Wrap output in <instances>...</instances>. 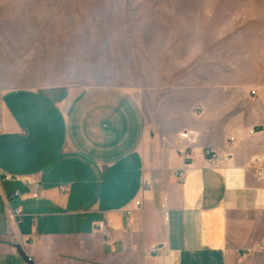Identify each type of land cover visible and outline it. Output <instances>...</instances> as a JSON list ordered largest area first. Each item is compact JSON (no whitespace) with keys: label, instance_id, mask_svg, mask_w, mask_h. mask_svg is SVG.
Segmentation results:
<instances>
[{"label":"crops","instance_id":"1","mask_svg":"<svg viewBox=\"0 0 264 264\" xmlns=\"http://www.w3.org/2000/svg\"><path fill=\"white\" fill-rule=\"evenodd\" d=\"M71 36L53 35L57 46L33 62L40 73L75 72ZM63 80L0 90V264H264V166L260 177L250 166L264 153V86L246 96L260 106L242 112L233 85L217 84L216 110L197 114L201 87L144 100ZM180 146L191 152L185 169ZM206 150L232 158L212 169ZM5 174L35 178L40 197Z\"/></svg>","mask_w":264,"mask_h":264},{"label":"rangeland","instance_id":"2","mask_svg":"<svg viewBox=\"0 0 264 264\" xmlns=\"http://www.w3.org/2000/svg\"><path fill=\"white\" fill-rule=\"evenodd\" d=\"M59 29L73 35L75 72L40 73ZM61 80L144 100L201 87L197 114L228 82L234 111L257 109L246 96L264 86V0H0V90Z\"/></svg>","mask_w":264,"mask_h":264},{"label":"built area","instance_id":"3","mask_svg":"<svg viewBox=\"0 0 264 264\" xmlns=\"http://www.w3.org/2000/svg\"><path fill=\"white\" fill-rule=\"evenodd\" d=\"M250 94L252 96L255 95V91H251ZM193 132L191 131H183L179 134V139L181 141H190L191 137L193 136ZM249 134H254V131H250ZM235 139L231 137L228 141V147H232L234 144ZM177 155L179 159L183 161V168H188L191 165V152L189 151V148L187 146H180L177 150ZM232 158V153L228 152L224 157L219 156L216 152L212 150H206L204 152V159L205 163L209 168L212 169H218L221 168L225 165V163ZM250 166L255 170L256 174L260 177L262 174L263 166H264V153L258 156H255L252 158L250 162ZM184 176V172L180 171L176 174L177 179L182 180ZM2 179L4 181H10V182H21L27 187V193L26 196L29 198L37 199L40 197L41 193V185L38 180H36L33 177H21L18 175H9L5 174L3 175ZM150 189V185L148 183H144L142 187V193L144 194L146 191ZM60 191L65 192V187L60 186L59 187ZM12 197H17L19 196L18 192H14L11 195ZM141 200H138L135 202V207H140L141 206ZM164 207V205H162ZM7 214L9 217L13 220L19 219L22 216V209L20 207L16 208H11L10 206H7L6 210ZM127 214V221L129 222V217L132 215L131 210L126 211ZM97 228L99 231H101L105 236L108 237L107 231L105 229V226L103 223H97ZM31 261V259H29Z\"/></svg>","mask_w":264,"mask_h":264}]
</instances>
